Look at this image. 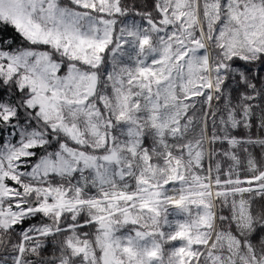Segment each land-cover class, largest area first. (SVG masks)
<instances>
[{
    "label": "snow or ice",
    "instance_id": "6c2138e0",
    "mask_svg": "<svg viewBox=\"0 0 264 264\" xmlns=\"http://www.w3.org/2000/svg\"><path fill=\"white\" fill-rule=\"evenodd\" d=\"M254 127L264 0H0V264H264Z\"/></svg>",
    "mask_w": 264,
    "mask_h": 264
},
{
    "label": "trees",
    "instance_id": "16d2710c",
    "mask_svg": "<svg viewBox=\"0 0 264 264\" xmlns=\"http://www.w3.org/2000/svg\"><path fill=\"white\" fill-rule=\"evenodd\" d=\"M141 2H142V0H136V6L138 8L140 7ZM146 3H147L148 8L150 10L152 8V5L154 3V0H146ZM236 133H240V134H242L244 136H247L249 134L244 129H236V130H234V134H236ZM252 135H253L254 138L256 136H262V137H264V133H261V131L258 128H256V127H254L252 129ZM216 147L218 149H220V148H222L224 150H227L228 149V145L226 143L223 146L217 145ZM250 151H252L253 154L256 156L258 162L261 161L262 159H264V150H262L259 146H256L254 148H251ZM240 155H241V159L243 161V159H244L243 153H241ZM221 162H222V164L224 166V170H226L228 164L231 163V161L228 160L227 158H224ZM242 167H243V164H242ZM241 175H244V172L243 171L241 172ZM33 222L35 223L36 221H33ZM50 252H51V245L48 246V249L46 250L45 255L49 254Z\"/></svg>",
    "mask_w": 264,
    "mask_h": 264
}]
</instances>
